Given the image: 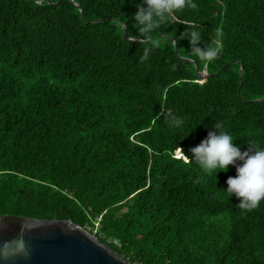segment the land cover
Returning <instances> with one entry per match:
<instances>
[{"label": "trees", "instance_id": "obj_1", "mask_svg": "<svg viewBox=\"0 0 264 264\" xmlns=\"http://www.w3.org/2000/svg\"><path fill=\"white\" fill-rule=\"evenodd\" d=\"M72 2L0 0V217L70 220L131 264H264V201L239 209L234 167L186 158L217 122L264 147V0H192L144 63L125 43L141 0ZM187 26L220 34L206 68Z\"/></svg>", "mask_w": 264, "mask_h": 264}, {"label": "clouds", "instance_id": "obj_2", "mask_svg": "<svg viewBox=\"0 0 264 264\" xmlns=\"http://www.w3.org/2000/svg\"><path fill=\"white\" fill-rule=\"evenodd\" d=\"M191 7H195L192 0H141L132 17L137 25L136 34L129 33L125 42L129 46L135 42L143 45L139 62L149 61L154 50L149 37L162 25L174 21L178 12ZM122 27L126 32V25ZM179 39L189 42V54L203 62L205 68L218 58L223 47L219 33L217 38L210 37V42L203 44L202 30L193 26H187ZM175 67L173 65V68ZM161 116L165 123L174 129L183 127L185 123L170 111L162 113ZM213 128L215 130L208 131L207 137L198 146L189 150L190 159L186 158L192 165L198 166L199 171L206 176L213 173L217 176L219 172H226L229 166L234 167L236 176L227 179V188L222 191L227 193L229 198L235 196L240 201L237 205L239 209L252 211L264 201V147L248 143L251 148L242 152L240 147L234 144L233 135L225 129L223 122L214 123Z\"/></svg>", "mask_w": 264, "mask_h": 264}, {"label": "water", "instance_id": "obj_3", "mask_svg": "<svg viewBox=\"0 0 264 264\" xmlns=\"http://www.w3.org/2000/svg\"><path fill=\"white\" fill-rule=\"evenodd\" d=\"M194 67L197 77L208 76ZM242 67L241 64L239 76ZM0 264L131 263L70 220L0 217Z\"/></svg>", "mask_w": 264, "mask_h": 264}, {"label": "built area", "instance_id": "obj_4", "mask_svg": "<svg viewBox=\"0 0 264 264\" xmlns=\"http://www.w3.org/2000/svg\"><path fill=\"white\" fill-rule=\"evenodd\" d=\"M97 225H98V224L96 223L95 226H97ZM94 233H95V231H94ZM93 235H94V234H93ZM110 241H112L114 245H116V246H120L119 243H118L116 240H110V239L107 240V242H110Z\"/></svg>", "mask_w": 264, "mask_h": 264}, {"label": "rangeland", "instance_id": "obj_5", "mask_svg": "<svg viewBox=\"0 0 264 264\" xmlns=\"http://www.w3.org/2000/svg\"><path fill=\"white\" fill-rule=\"evenodd\" d=\"M177 152H178V151L175 152L176 156H178V155L180 154V153L178 152L179 154L177 155ZM179 156H181V155H179ZM96 227H97V226H96Z\"/></svg>", "mask_w": 264, "mask_h": 264}]
</instances>
